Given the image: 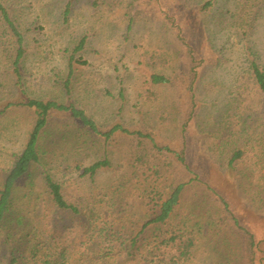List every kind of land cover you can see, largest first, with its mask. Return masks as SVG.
<instances>
[{
  "label": "rangeland",
  "instance_id": "obj_1",
  "mask_svg": "<svg viewBox=\"0 0 264 264\" xmlns=\"http://www.w3.org/2000/svg\"><path fill=\"white\" fill-rule=\"evenodd\" d=\"M208 1L0 0L26 48L20 88L12 70L16 38L0 16L1 109L28 99L72 104L101 132L120 125L161 148L185 151L191 170L148 139L106 140L56 116L41 139L42 166L16 185L0 233V264H10L11 253L20 264H46L64 253V264H248L244 238L215 193L256 236L257 262L264 264V102L251 74L252 62L264 67V0H215L206 8ZM187 47L201 64L196 78ZM154 74L171 83L153 85ZM34 123L33 111L18 106L0 116V189ZM144 155L161 172L157 185L138 162ZM104 160L109 167L85 173ZM46 173L79 214L53 205ZM182 183L170 220L144 228ZM174 229L196 240L183 262L173 260L175 248L157 249Z\"/></svg>",
  "mask_w": 264,
  "mask_h": 264
},
{
  "label": "trees",
  "instance_id": "obj_2",
  "mask_svg": "<svg viewBox=\"0 0 264 264\" xmlns=\"http://www.w3.org/2000/svg\"><path fill=\"white\" fill-rule=\"evenodd\" d=\"M215 0H209L206 3V8L211 7ZM0 16L2 20L8 25L13 36L16 38L17 42V50L16 55L12 64V70L15 75L16 85L18 87H22L23 84V76H22V62L26 55L25 48V38L23 34L19 31V28L12 20L7 8L0 2ZM182 41H185L182 39ZM84 47V41L82 40L79 44L76 51H81ZM187 54L189 56V68L191 73L196 78L199 74L198 68L201 64L198 62L195 56V51L191 47H187ZM74 61V57L70 59V64ZM251 74L253 80L257 86L259 93L261 94V98L264 102V67L259 65L257 62H252L251 64ZM73 72H70L69 78L63 84L66 93H70L71 91V77ZM151 82L155 86L160 85H168L171 83L170 79L161 74H154L151 76ZM195 79L193 80V83ZM15 106L26 108L32 110L35 115V123L33 129L29 135V139L26 143L24 150L21 155L17 158L13 168L7 174L3 187L0 189V233L4 226L7 224L9 217L12 213L13 207V197L16 189V185L19 181L26 178L30 175L31 170L34 166H42V153H41V139L45 131L47 130L50 121L60 115H68L72 119L77 120L83 128H87L89 131L94 133L97 136H100L106 140H110L116 134H126L131 136H136L139 138H145L152 142L154 149L158 153H167V154H175L178 160L185 165L190 172L189 164L187 163L186 152L182 153L173 152L169 147L161 148L159 147L153 140V138L149 135H145L141 132H129L125 128L120 125L114 126L108 132H101L97 123L91 119L84 110L76 107L75 105H65L58 103L56 101H42L38 99H28L24 102H21L17 105L8 104L2 109L0 108V116L4 115L9 111V109L14 108ZM186 139V138H185ZM187 141V139H186ZM243 153L241 151L234 154V157L230 160L229 166L230 169L233 168L232 165L235 161L241 159ZM140 164L144 162V166L147 167V177L153 179L154 185H157L159 179L161 178V172L156 166H152L151 163L146 159V156H140L138 159ZM110 166L108 160L100 161L95 163L89 168L85 169L86 174L95 175L97 171L102 168H107ZM144 169V168H143ZM199 179V178H198ZM44 184L45 188L51 198L53 205L62 211H68L75 215L79 214V209L75 205L69 203L63 193L62 186L57 183L54 178L46 173L44 175ZM187 184L182 183L175 187L170 196L162 202L160 205L159 213L157 216L144 225V228L155 225V224H166L168 220H170L172 214L174 213L177 206L180 204L181 197L186 188ZM153 191H157L156 188ZM218 201L220 202V207L226 216L233 222V226L239 230L242 237L245 241V255L248 260V264H258V254L260 250L258 248V241L256 236L245 226L241 224L238 217L236 216L234 210L231 207L229 201L223 197L221 194L215 193ZM171 236L164 240L158 247L167 246V248H175L176 255L173 256L174 261H185L188 260L192 254V250L195 247L196 240L192 233L182 230H172L168 232ZM11 234H9V238H11ZM135 244V240L133 241ZM39 250L37 247L31 249L32 258L35 260L38 257ZM10 264H20L19 259L11 253ZM60 257L55 261H46V264H64L66 261V254H60Z\"/></svg>",
  "mask_w": 264,
  "mask_h": 264
}]
</instances>
